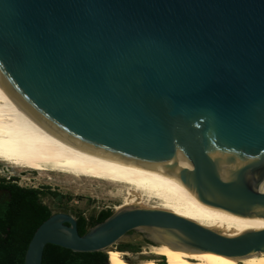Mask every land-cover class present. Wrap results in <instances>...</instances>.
Instances as JSON below:
<instances>
[{"label":"water","instance_id":"obj_1","mask_svg":"<svg viewBox=\"0 0 264 264\" xmlns=\"http://www.w3.org/2000/svg\"><path fill=\"white\" fill-rule=\"evenodd\" d=\"M0 86L68 145L174 174L207 205L264 219V0H0ZM134 231L226 257L264 253L173 212L125 208L84 236L70 214L45 248L107 251Z\"/></svg>","mask_w":264,"mask_h":264},{"label":"bare ground","instance_id":"obj_2","mask_svg":"<svg viewBox=\"0 0 264 264\" xmlns=\"http://www.w3.org/2000/svg\"><path fill=\"white\" fill-rule=\"evenodd\" d=\"M0 163L16 171L58 173L126 188L125 202L116 211L142 207L144 200H156L161 206L149 209L173 212L227 237L264 230V219L223 214L202 202L183 180L170 172L126 164L68 145L28 116L1 86ZM260 190L264 192V184ZM107 255L111 264H133L130 254L114 247ZM143 255L147 259L136 264H264V253L233 258L167 243L153 246Z\"/></svg>","mask_w":264,"mask_h":264},{"label":"rangeland","instance_id":"obj_3","mask_svg":"<svg viewBox=\"0 0 264 264\" xmlns=\"http://www.w3.org/2000/svg\"><path fill=\"white\" fill-rule=\"evenodd\" d=\"M0 181L13 182L16 186L26 189L39 190L41 200L49 206L53 213L70 214L76 219L84 216L90 220L98 217L102 211L116 212V207L124 204L127 190L126 188L113 186L93 180H78L58 173L24 172L14 170L12 167L0 163ZM58 194L60 197L57 198ZM161 202L156 200H144L142 207L147 208L161 206ZM152 235L147 231H134L123 238L115 249L120 251L121 246L128 245L124 253L130 254L131 262L136 264L147 259L143 254L150 252L154 244L149 239ZM166 263V261L164 262Z\"/></svg>","mask_w":264,"mask_h":264},{"label":"trees","instance_id":"obj_4","mask_svg":"<svg viewBox=\"0 0 264 264\" xmlns=\"http://www.w3.org/2000/svg\"><path fill=\"white\" fill-rule=\"evenodd\" d=\"M13 193L12 208L8 213H0V264H25L30 241L37 229L48 220L53 210L43 203L39 190L26 189L13 185L8 187ZM57 198L60 196L58 194ZM113 215L102 211L90 220L80 216L78 230L84 236L90 229L106 221ZM132 233V232H131ZM130 233V234H131ZM128 245L121 246L125 251ZM42 264H111L107 253H76L71 250L48 245L45 248Z\"/></svg>","mask_w":264,"mask_h":264},{"label":"flooded vegetation","instance_id":"obj_5","mask_svg":"<svg viewBox=\"0 0 264 264\" xmlns=\"http://www.w3.org/2000/svg\"><path fill=\"white\" fill-rule=\"evenodd\" d=\"M13 185H16L15 181L7 183L0 181V213H8L12 208L13 193L8 187ZM163 261L165 262V260Z\"/></svg>","mask_w":264,"mask_h":264}]
</instances>
